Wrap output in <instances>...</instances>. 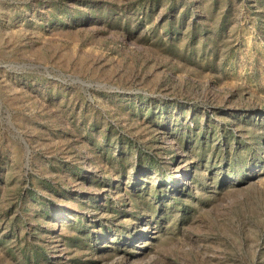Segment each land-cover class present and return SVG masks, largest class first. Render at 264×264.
<instances>
[{
  "label": "rangeland",
  "instance_id": "rangeland-1",
  "mask_svg": "<svg viewBox=\"0 0 264 264\" xmlns=\"http://www.w3.org/2000/svg\"><path fill=\"white\" fill-rule=\"evenodd\" d=\"M0 264H264V0H0Z\"/></svg>",
  "mask_w": 264,
  "mask_h": 264
}]
</instances>
